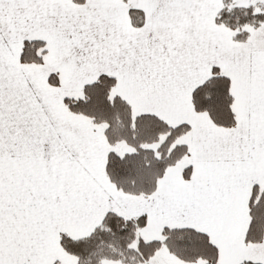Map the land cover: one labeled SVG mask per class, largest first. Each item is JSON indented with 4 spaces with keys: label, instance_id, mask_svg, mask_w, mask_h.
Here are the masks:
<instances>
[{
    "label": "snow or ice",
    "instance_id": "6c2138e0",
    "mask_svg": "<svg viewBox=\"0 0 264 264\" xmlns=\"http://www.w3.org/2000/svg\"><path fill=\"white\" fill-rule=\"evenodd\" d=\"M0 264H264V0H0Z\"/></svg>",
    "mask_w": 264,
    "mask_h": 264
}]
</instances>
